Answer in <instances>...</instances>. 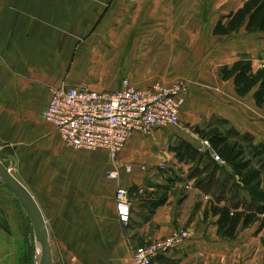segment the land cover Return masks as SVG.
Listing matches in <instances>:
<instances>
[{
  "label": "crops",
  "instance_id": "obj_1",
  "mask_svg": "<svg viewBox=\"0 0 264 264\" xmlns=\"http://www.w3.org/2000/svg\"><path fill=\"white\" fill-rule=\"evenodd\" d=\"M242 1L0 0V138L14 148L13 155L6 154L16 169L12 175L33 197L44 223L46 219L87 221V234L101 236V264H133L129 243H143L173 230H185L186 239L150 264H264V227L255 232L254 222L238 227L232 238H221L216 234V216L209 212L203 216L210 194L194 186L189 172L195 164L203 169L209 159L195 134L185 138L175 134L176 125L153 128L146 135L132 134L118 153L129 171L120 165L118 178L112 180L105 177L111 164L103 149L67 146L40 115L50 87L116 90L123 79L137 87L183 82L188 97L178 116L187 113L185 118L192 122L203 118L207 123L217 113L232 120L237 131L264 142L260 108L252 101L251 113L241 114V107H217L211 91H203L209 92L210 101L205 95L201 103L193 100L192 94L207 86V72L196 77L189 69L191 64L185 60L182 66L179 56L170 55L166 30L173 25L200 29L204 12L223 15ZM156 7L161 8L160 13ZM171 13L178 16L172 25ZM240 30L243 28L237 32ZM236 39L231 38L235 46L239 44ZM231 45L228 42L225 51L233 56L223 63L242 52ZM213 80H219L216 74ZM175 138L188 142L203 157L177 160L170 149ZM142 146L146 150L137 153ZM163 157L168 165L162 163ZM218 164H222L221 171L227 170L226 165ZM157 166L170 170L159 172ZM179 166L183 173L188 169L185 180L168 179ZM116 187L125 189L130 201L125 222L118 219L114 208ZM237 191L248 201L245 190ZM159 194L163 201L150 209L149 203Z\"/></svg>",
  "mask_w": 264,
  "mask_h": 264
},
{
  "label": "rangeland",
  "instance_id": "obj_2",
  "mask_svg": "<svg viewBox=\"0 0 264 264\" xmlns=\"http://www.w3.org/2000/svg\"><path fill=\"white\" fill-rule=\"evenodd\" d=\"M171 1L174 2V0ZM160 11L161 8H157V12L160 13ZM170 15L171 25L175 24L178 16L176 13H171ZM202 15L203 25L200 29L174 27V25L166 29L169 33V43L171 47V53H169L171 56L174 55L175 57H180L177 58V61L181 63L180 65L183 66L185 60L187 65L191 64L192 66L189 67V69L195 73L196 77L199 75L201 77L203 76V73L205 74L207 72V86L200 87L198 90H196L197 92L192 94L193 100H195L197 103L203 102V99H205L203 98L204 95L205 97H208L207 95L209 92L203 91H211L212 96H214V99H216L214 101H216L218 104L217 107L222 106V108H226L227 106L230 109L238 108L239 110V107H241L242 112L239 111V113H251L249 106L252 104L249 94L237 98L232 92L230 82H219L220 79L214 81L213 76L216 74L217 67L223 62L229 61L233 56L231 53L225 51L227 50L228 42L232 44V47L234 45L233 41L231 40L232 36L236 37V40L239 41V44L236 46L234 45V49H242L240 54L250 58L251 66L253 68L257 67L260 61L259 57L261 56L262 50L264 48V33H246L243 30H240L239 32L236 31L235 34L232 35H213L211 33L212 26L208 27V25L212 22L211 20L215 16L220 17L222 13L218 12V15H216V13L213 12H204ZM195 32H198L196 36ZM230 47H228V49H231ZM181 57H185V59L182 60ZM180 69L181 67L179 66L178 72ZM208 79H211V81L209 80V82ZM187 92L188 91L185 85L184 99H187L188 97L186 95ZM209 99L213 98L208 97V101H210ZM191 110L192 112L195 111L194 109ZM260 113L259 119L260 122H262L260 127L264 128V106L260 108ZM186 115L187 113H181L180 116H178L177 124L176 126H173L175 128L173 133H178L184 138L192 136L194 137L195 135L192 132V127L196 124H202V121L204 124L206 123L204 122L203 118H200L197 120V122H192L193 119L189 120L185 118L188 117ZM218 117L221 118L222 116L215 113V116L210 118V121L216 124L221 131L234 127L231 124L232 120L229 119H227L228 123L226 124H217V121L215 122V120ZM179 140L182 139L177 138L176 140L175 138L173 142L178 144ZM7 144L8 142L2 141L0 138V162L5 168L9 170L11 174L16 175V169L13 166L14 163L11 160L9 161L10 157L6 155H13L14 148L11 149L7 146ZM178 147L180 150L184 149L183 145H179ZM145 150L146 147H139L137 153L140 151L143 152ZM109 161L111 164L110 167L113 166V162L115 165L119 166L128 165L124 164L123 162L121 163L119 159L118 162L111 160ZM167 161L168 159L163 157L162 163L168 165L169 162ZM142 165L144 164L142 163ZM196 165L197 164L191 168V172H197L198 168ZM181 166L176 167L174 173H171L170 175L172 178L168 179L176 180L181 178L182 180H185L184 177L188 173V169H186L185 173H183ZM218 166V177L223 178L224 173L220 170L222 168V164L221 166L220 164ZM155 168L158 169L159 172H165L166 169L170 170L168 166H157ZM159 196L160 194L157 195L156 198ZM79 222H81V227L79 226ZM45 224L47 228L52 264H101V236H91L90 234H87V231L84 230L89 226L87 221L85 224L83 221H79L77 219H46ZM152 240H147L139 244L129 243L130 254L133 248L144 246ZM0 264H36L35 240L28 217L17 200L15 194L2 182H0Z\"/></svg>",
  "mask_w": 264,
  "mask_h": 264
},
{
  "label": "trees",
  "instance_id": "obj_3",
  "mask_svg": "<svg viewBox=\"0 0 264 264\" xmlns=\"http://www.w3.org/2000/svg\"><path fill=\"white\" fill-rule=\"evenodd\" d=\"M239 28L246 33H264V0H243L235 10L215 20L211 33L226 36ZM259 58L258 66L253 68L249 57L237 55L231 62L220 64L216 75L221 81H230L235 95L249 94L253 105L261 108L264 106V48ZM210 120L202 126L194 125L192 132L207 141L209 149L227 170L223 171V178L215 176L219 164L211 160L196 173L190 170L189 177H194V186L210 194L203 216L208 212L216 216V234L221 238H232L238 227L245 228L254 222H257L255 232H258L264 227V142H256L248 132H239L233 127L221 131ZM216 121L217 124L228 123L219 117ZM179 145L184 149L180 150ZM170 149L177 160L203 157L184 140H179ZM200 171L204 172L203 176L199 175ZM238 189L247 192L248 201L242 198ZM162 201L163 197H157L149 203V208Z\"/></svg>",
  "mask_w": 264,
  "mask_h": 264
},
{
  "label": "built area",
  "instance_id": "obj_4",
  "mask_svg": "<svg viewBox=\"0 0 264 264\" xmlns=\"http://www.w3.org/2000/svg\"><path fill=\"white\" fill-rule=\"evenodd\" d=\"M185 85L176 82L165 85L157 82L137 87L121 81L116 90H92L84 86L60 85L48 89V100L41 117L58 133L62 141L75 149L106 151L107 158L118 162V153L134 133L146 135L153 128L176 125L184 100ZM202 148H208L201 140ZM216 163H222L211 151ZM119 165L105 171L107 179L119 176ZM124 169L129 171V166ZM114 208L120 221L127 220L129 198L127 191L116 187ZM187 237L185 230H173L167 235L132 249L133 264H150L157 256L179 245Z\"/></svg>",
  "mask_w": 264,
  "mask_h": 264
},
{
  "label": "water",
  "instance_id": "obj_5",
  "mask_svg": "<svg viewBox=\"0 0 264 264\" xmlns=\"http://www.w3.org/2000/svg\"><path fill=\"white\" fill-rule=\"evenodd\" d=\"M203 154L211 161L215 162L208 148L203 150ZM0 182L11 190L30 222L35 246H36V264H52L51 252L48 243L47 230L42 215L30 193L27 189L5 168L0 162Z\"/></svg>",
  "mask_w": 264,
  "mask_h": 264
}]
</instances>
